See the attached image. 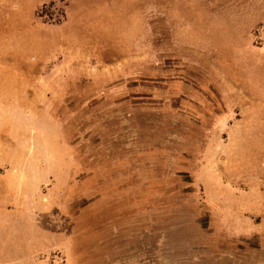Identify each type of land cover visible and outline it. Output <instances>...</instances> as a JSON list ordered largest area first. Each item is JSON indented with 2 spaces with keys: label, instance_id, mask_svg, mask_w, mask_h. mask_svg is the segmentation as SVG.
<instances>
[{
  "label": "rangeland",
  "instance_id": "374dc122",
  "mask_svg": "<svg viewBox=\"0 0 264 264\" xmlns=\"http://www.w3.org/2000/svg\"><path fill=\"white\" fill-rule=\"evenodd\" d=\"M0 264H264V0H0Z\"/></svg>",
  "mask_w": 264,
  "mask_h": 264
},
{
  "label": "trees",
  "instance_id": "16d2710c",
  "mask_svg": "<svg viewBox=\"0 0 264 264\" xmlns=\"http://www.w3.org/2000/svg\"><path fill=\"white\" fill-rule=\"evenodd\" d=\"M53 2L51 1L50 3H48L47 5L45 4L44 6H52Z\"/></svg>",
  "mask_w": 264,
  "mask_h": 264
}]
</instances>
